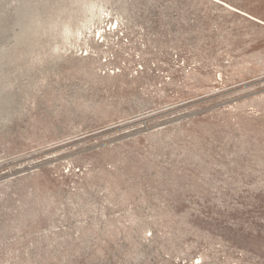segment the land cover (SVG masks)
Wrapping results in <instances>:
<instances>
[{"label": "rangeland", "instance_id": "374dc122", "mask_svg": "<svg viewBox=\"0 0 264 264\" xmlns=\"http://www.w3.org/2000/svg\"><path fill=\"white\" fill-rule=\"evenodd\" d=\"M0 264H264V0H0Z\"/></svg>", "mask_w": 264, "mask_h": 264}]
</instances>
